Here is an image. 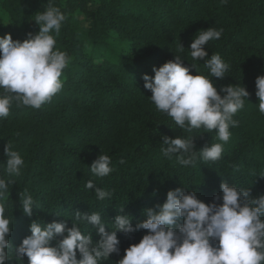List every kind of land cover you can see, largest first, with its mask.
<instances>
[{"label": "trees", "instance_id": "1", "mask_svg": "<svg viewBox=\"0 0 264 264\" xmlns=\"http://www.w3.org/2000/svg\"><path fill=\"white\" fill-rule=\"evenodd\" d=\"M48 4L65 16L59 33L50 34L54 50L65 52L69 63L60 78L63 87L50 102L34 109L13 101L9 115L0 118V179L14 182L5 201V215L13 220L5 264H28L26 255L17 259L15 249L31 235L33 221L71 227L80 211L99 214L109 232L117 215H129L135 228L147 219L146 209L166 201L169 190L194 191L206 204H221L222 180L253 197L264 196V114L255 95V80L264 75V0H0V38L10 34L22 42L37 34L34 19ZM208 28L222 35L203 46L207 57L193 60L190 44ZM212 54L229 66L223 79L211 77L206 67ZM175 55L192 75L211 79L221 96L227 85L249 92L233 116L238 126L230 125L227 143L216 131L181 130L152 102L143 75L154 77L153 69ZM165 135L192 137L197 153L213 143L224 151L218 161L197 159L195 166H183L176 154H163ZM8 144L24 160L18 176L6 170ZM101 154L110 157L112 168L102 178L90 169ZM89 180L111 196L99 200L95 189L85 186ZM26 195L34 200L31 217L22 212ZM79 226L82 234L91 232L93 242L99 240L94 226ZM116 234L119 252L100 264H117L147 230ZM60 239L50 246L58 247Z\"/></svg>", "mask_w": 264, "mask_h": 264}, {"label": "clouds", "instance_id": "2", "mask_svg": "<svg viewBox=\"0 0 264 264\" xmlns=\"http://www.w3.org/2000/svg\"><path fill=\"white\" fill-rule=\"evenodd\" d=\"M34 20L39 32L29 33L22 42L14 41L10 34L0 38V88L6 93L0 96V118L9 115L13 101L17 106L39 109L63 87L60 78L69 58L65 52L54 50L56 40L50 33L53 30L59 33L65 16L59 8L48 4ZM221 35L222 30L208 28L195 36L190 44L192 59L207 57L203 46ZM183 48L181 45V51ZM205 64L211 77L218 79H223L229 70L218 54H212ZM153 71L154 77L143 75L144 88L150 90L151 100L160 112L171 117L181 130L192 132L203 128L209 133L216 131L220 141H229L230 125L238 126L233 116L250 95L244 86H223L220 91L225 95L221 96L211 79L192 75L179 55ZM255 86L259 112L264 114V75L256 78ZM162 143L166 145L163 154L166 157L176 154L183 166H195L197 159L205 163L218 161L224 151L221 143H213L197 153L192 137L165 135ZM4 155L7 173L20 175L24 160L12 150V145L5 146ZM110 163L108 155H98L90 166L91 172L105 177L112 172ZM10 184L14 182L0 179V264L9 259L6 250L11 246L8 236L13 220L5 215ZM85 186L95 189L99 200L111 196L91 180ZM219 187L221 204H206L194 191L169 190L166 201L146 209L147 219L138 222L135 228L129 215H117L115 230L109 232L99 214L80 211L74 213L71 227L55 221L42 227L33 221L31 235L22 240L15 255L19 260L26 255L28 264H100L111 253L119 252L117 231L127 234L145 229L147 234L127 247L117 264H264V220L261 219L264 196L253 197L249 190H238L223 180ZM33 205L31 195L22 198V212L28 217L33 215ZM179 219L183 220L181 225L177 224ZM80 222L94 226L99 240L93 242L91 232L82 234ZM57 236L62 237L58 247L50 246ZM212 240L218 241V246H213Z\"/></svg>", "mask_w": 264, "mask_h": 264}]
</instances>
